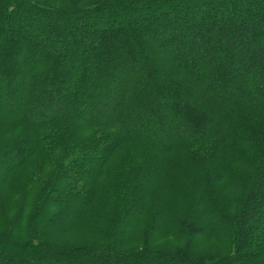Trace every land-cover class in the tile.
<instances>
[{
	"label": "trees",
	"instance_id": "trees-1",
	"mask_svg": "<svg viewBox=\"0 0 264 264\" xmlns=\"http://www.w3.org/2000/svg\"><path fill=\"white\" fill-rule=\"evenodd\" d=\"M0 264H264V0H0Z\"/></svg>",
	"mask_w": 264,
	"mask_h": 264
},
{
	"label": "rangeland",
	"instance_id": "rangeland-1",
	"mask_svg": "<svg viewBox=\"0 0 264 264\" xmlns=\"http://www.w3.org/2000/svg\"><path fill=\"white\" fill-rule=\"evenodd\" d=\"M212 246H214L215 248H217V249H218V247H217L216 245L212 244Z\"/></svg>",
	"mask_w": 264,
	"mask_h": 264
}]
</instances>
